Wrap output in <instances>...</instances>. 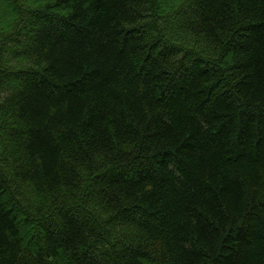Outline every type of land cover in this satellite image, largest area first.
<instances>
[{"label":"trees","instance_id":"1","mask_svg":"<svg viewBox=\"0 0 264 264\" xmlns=\"http://www.w3.org/2000/svg\"><path fill=\"white\" fill-rule=\"evenodd\" d=\"M1 5L0 264H264V0Z\"/></svg>","mask_w":264,"mask_h":264},{"label":"rangeland","instance_id":"2","mask_svg":"<svg viewBox=\"0 0 264 264\" xmlns=\"http://www.w3.org/2000/svg\"><path fill=\"white\" fill-rule=\"evenodd\" d=\"M3 7V5H1V7L0 8H2ZM1 11V10H0ZM2 12H3V9H2V11L0 12V17L2 16Z\"/></svg>","mask_w":264,"mask_h":264}]
</instances>
